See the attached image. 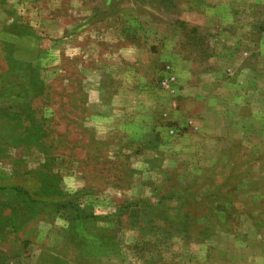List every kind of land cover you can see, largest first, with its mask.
<instances>
[{"label":"rangeland","instance_id":"1","mask_svg":"<svg viewBox=\"0 0 264 264\" xmlns=\"http://www.w3.org/2000/svg\"><path fill=\"white\" fill-rule=\"evenodd\" d=\"M14 3L0 264H264V0Z\"/></svg>","mask_w":264,"mask_h":264},{"label":"crops","instance_id":"2","mask_svg":"<svg viewBox=\"0 0 264 264\" xmlns=\"http://www.w3.org/2000/svg\"><path fill=\"white\" fill-rule=\"evenodd\" d=\"M7 2L11 7L17 9V5L14 3V0H13V3H10L9 0L8 1H1L0 0V41L1 40L8 41V42L11 41V44L15 43L16 46H18L19 44H22V43H24L26 46H28L29 44L31 45V43H30L31 36H27L24 33L22 36L16 37L14 34H9L8 32H6L5 29L3 28V26L6 24V22H8V24H9V22H10L9 20L11 18H13L14 22L17 20L15 18L16 17L15 14H13V16L7 15V13H8L7 12ZM22 23L25 25H26V23L28 24L26 26H28L29 33L31 34L30 31L32 30L31 28H33L31 20L25 18Z\"/></svg>","mask_w":264,"mask_h":264}]
</instances>
